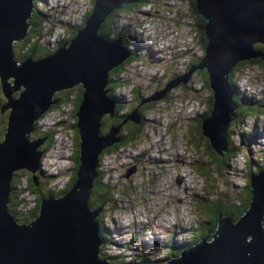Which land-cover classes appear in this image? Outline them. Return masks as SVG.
Listing matches in <instances>:
<instances>
[{"label":"water","instance_id":"water-1","mask_svg":"<svg viewBox=\"0 0 264 264\" xmlns=\"http://www.w3.org/2000/svg\"><path fill=\"white\" fill-rule=\"evenodd\" d=\"M136 1L94 0L67 44L40 58L28 56L16 62L12 42L26 35L33 0H0V96L5 98L0 111L7 110L0 140V264H109L98 256L101 237L95 218L101 205L90 208L88 198L98 155L120 140L119 125L100 133L101 118L111 116L115 107L107 94V73L129 52L119 38L107 40L96 32L111 10ZM194 9L204 17L207 42L200 59L177 77L187 79L196 69L207 70L212 107L200 123V132L221 156L236 109L226 74L238 60L257 56L254 42L264 43V0H194ZM258 54L263 57L264 51ZM174 79L144 101L163 97L179 84ZM75 85H80V95L74 124L78 133L74 179L57 197L37 200L33 219L18 224L6 210L10 178L16 170H27L29 182H45L47 174L34 171L42 154L37 149L46 135L32 140L28 135L34 121L56 102L53 93ZM126 118L139 120L134 111ZM250 180L249 202L240 216L233 220L217 214L213 232L165 264H264V170Z\"/></svg>","mask_w":264,"mask_h":264},{"label":"rangeland","instance_id":"rangeland-1","mask_svg":"<svg viewBox=\"0 0 264 264\" xmlns=\"http://www.w3.org/2000/svg\"><path fill=\"white\" fill-rule=\"evenodd\" d=\"M85 2L86 0H47L46 5L43 7L41 3H38L36 6L37 8H42L46 13L47 10H50L51 3L54 10L51 20L58 21L66 18V22H73V18L77 17V13L73 11L77 3ZM147 2L149 4L143 8L144 10L151 7L152 0H148ZM85 9L86 4H80V13H83ZM148 10L146 11L148 12ZM157 10H150V14L147 16H139L136 11L129 12L126 10H121L115 15L114 23L116 26L132 22L131 19L136 20L139 18L143 20L140 25L137 23L133 24L129 32L133 35L132 42L135 47L136 42L140 46V41L145 45H150L145 48L142 58L137 56L138 60L126 65L122 73L118 75V77L123 78L125 83L123 86L115 88L113 92L122 96L123 102H125L122 109H130L133 106V103L128 101L130 99V87L134 85L138 86L144 92L143 96L156 93L158 90L164 88L163 82L171 77L164 73L162 82H158L155 75L161 72L162 69L174 72V58L180 59L183 56L180 62L184 61L186 63L192 51L200 50L198 41L191 42L192 45L189 43L191 39L197 38L194 34L196 26L190 22L188 15L192 16L191 12L187 10V6H184L183 2H179L178 0H170L168 3L159 1L157 2ZM195 13H197L196 10ZM47 17H49L48 14ZM186 23H188L187 26L183 28ZM67 27L69 26L61 25L56 32L58 34H69L70 28L67 29ZM168 32L171 33L170 36ZM56 35L53 37H56ZM169 37H173L174 41H167ZM184 37L188 38V40H184ZM182 46L183 50L188 51L185 55L181 54ZM136 48L138 53H140V48ZM13 51L14 53L17 51L15 46L13 47ZM262 56L264 57V55ZM194 58L191 57L190 59ZM260 58L262 57L260 56ZM257 70L256 66H254L252 70L240 72L239 76L234 78V82L239 87L240 94L260 99L264 106V76H261ZM177 76L171 78H176L172 82L184 83L183 90L177 87L171 90V87L168 89L170 91L167 96L170 99L159 101L149 108L141 106L140 109H133L135 110L134 115L136 119L137 117L140 119V115L145 118L142 126L141 124L134 123L132 120V122L129 121L130 123L128 122L127 124L128 127H136L138 129L134 142L136 145H126L118 149L112 147V154L102 157L103 163L100 169L101 172L98 175L99 181L109 187L110 194L112 187L114 185L117 186L115 188L117 190L113 192L116 204L112 208L109 205L105 206L106 213L103 220L104 224L110 229V244L115 252L134 255V251L138 253L140 244L145 243L149 245L145 248V251L154 248V251L147 257L152 256V260L161 257L163 255L162 246L167 241L169 232H159L153 237L144 235L140 230L154 227L155 230H158V226L156 225H160L164 228H169L177 241H187L192 234L190 226L196 224L191 203L194 206L195 201L201 200V196L204 193V196L212 201L220 199L225 193H234L238 190V188L234 189V187H241L248 183L250 173L264 170L263 107L260 110L262 111L261 116L255 121L258 131L254 129L253 118H250L252 115L244 118V123L240 129L232 131L231 140L242 147V150L229 160L224 159L230 167L226 170H220V168L216 167L207 175L209 169V150L213 151V149L209 144H205V138L197 137L198 129L200 132V123L205 116L201 117V114L195 113L205 107L198 99L200 96L206 95L205 92L207 90L201 88V84L195 79V76L191 78L190 82L186 79H179L180 77ZM258 76L262 79H258ZM60 107L63 111L68 112L66 105H60ZM176 112L178 113L176 114ZM107 122L108 120L104 121L101 129L105 130L107 128ZM69 124L68 119L60 117L56 111L46 113L37 123L38 131L50 129L55 132L53 144L42 156L39 169L43 170L47 175L53 174L56 171L54 185H61V189L67 188L73 171L71 158L73 145L71 141L69 142ZM236 125L238 124L232 119L228 124L227 133ZM173 126L177 130V133L174 136L172 134L171 147L164 149L163 143H168L170 139V134L167 130ZM62 131H66L64 132L65 134ZM242 131H246L248 137L254 143L252 147H244ZM250 133L255 135L256 138L253 139ZM180 135H182L183 139L189 141L188 144L192 147L187 145V150L183 147L177 148L173 138L175 139ZM194 136L199 142L192 139ZM260 150H262L261 158H254L255 156H260ZM226 154L227 151L223 152L222 157ZM215 155L217 154L215 153ZM242 155H248L250 158L246 166L243 163ZM150 157L152 161L148 160ZM192 158L196 159L188 163ZM161 169H163V174L160 171ZM24 171V174L29 178V172ZM103 175L104 178L101 179L100 177ZM179 175H183L182 178ZM200 177L203 185L199 189ZM46 179L51 180L49 176ZM95 180L93 179L91 189L94 186ZM159 186L163 191L158 189ZM20 188L23 187L21 186ZM17 193L16 190L15 196H17ZM20 195L27 200H32L33 198L24 191L20 192ZM13 205L11 207L12 211L21 214L22 210L18 207L17 201ZM182 206L186 212L183 220L178 218V209L182 208ZM145 210L147 211L145 212ZM133 214H136L140 219L131 220L129 223H126V218H130ZM163 215L167 216V220L164 222L159 223V220H151L154 217L158 219ZM170 216L174 218L169 219L168 217ZM146 232H150V230ZM117 240L121 242L120 247L116 246ZM106 246H109V243Z\"/></svg>","mask_w":264,"mask_h":264},{"label":"trees","instance_id":"trees-1","mask_svg":"<svg viewBox=\"0 0 264 264\" xmlns=\"http://www.w3.org/2000/svg\"><path fill=\"white\" fill-rule=\"evenodd\" d=\"M40 1H44V0H40ZM92 1H94V0H89V3H91ZM147 1L148 0H137L136 2H133L131 4H122L118 8L113 9L104 18V20L102 21V23L100 24V26L96 32L97 35L102 36L107 40L119 38L120 40H122V43L126 46L128 52H129L128 58H126L120 65L110 69L108 71V75H107L108 81H107L106 89L108 90V95L110 97H112L113 100H115V102H116L115 107H114V111L112 114L114 116L116 123L112 124V125H108L105 130L100 128V133L105 134L109 126L115 127L116 125H119V130L116 134L117 137H120L119 144H122V143L128 144L129 143L130 145H134V142L136 140V135H137L138 129H136V127H128V125H127L128 122L131 121L130 119L126 118V116L129 114L130 111H135L133 109L138 108L140 103L146 102L147 104L145 106L151 107L159 101H165V99H170L167 97L169 95L170 90H167L166 92H164L163 97L156 98L153 100L144 101L146 98L150 97V95L143 96L144 92L142 90H140L138 86L134 85L133 87H130V89H129V93H130L129 98L130 99L128 100L131 103H133V106L130 109L129 108L122 109L125 105V102H123L122 96L115 94L113 92V90L115 88L121 87L124 85L125 82L123 81V78L118 77V75L120 73H122V70L124 69V66L126 65V63L128 61H130L131 59H134V57L137 56V54L135 52V50L137 48L134 45H132V38L127 33L126 26H125L126 24L116 26L114 23L115 22V15L120 10L128 11V10L136 9L138 7L144 8L147 5ZM35 2H36V0H33V7L31 10V13L27 19V22L29 24L28 28H27V34L21 40L13 42V44H12L13 58L16 62H22L28 56L31 58H37L40 56H44L45 54L51 53L54 50L53 47H58L60 45L67 44L69 42V40L72 38V36L74 35L75 31L83 25L87 15H89L90 10H91V9H86L85 12L80 16L78 22H76V23L66 22L67 25L73 26V28L69 27L70 33L69 34L62 33V34L56 35V38L54 39V43H52V48L48 49L47 46L41 41V38H40L41 22L44 20L45 14L35 6ZM184 3L187 5V9L190 10L191 15L193 17V24H195V26H196L194 28V34H195V36H197V38L192 40V42L194 43V42L198 41V44H199L201 50H204L206 42H207L206 33L204 32V26H205L204 18L200 14L195 13L194 0H185ZM136 23L138 25H140V21H137ZM14 46L17 49V51L15 53L13 51ZM128 46L133 47V49H131V48L129 49ZM252 48L258 49L260 52H263L264 51V43L256 41L252 44ZM48 50H49V52H48ZM199 59H200L199 56L195 57L194 59L188 58V64L186 65L185 71L189 68L190 65H192L193 63H196ZM254 66H256V68L258 69L257 72L261 76H264V74H263L264 73V59H263V57L260 59L248 58V59L238 60L226 74V80L229 84L231 91L233 92L232 93V99L236 103V109L234 111L235 117H234L233 121H235L238 124V125L232 127V129L229 131L230 134L232 133V131L240 129V127L244 123V118L246 116L254 115V114H256L257 116H261V114H262V111H260L264 107L263 104L261 103L262 100L243 96L235 88L234 82H232L234 80V78H237L239 76L240 72H242V71L244 72L246 70H252L254 68ZM193 76L196 77L195 79L198 82H200V84L203 87H206V89L209 91V94H210L208 98H204V99L199 100V102L201 104L205 105V107L203 108L204 113L201 115V117H204L209 113V111L212 107L211 90H210L208 83H207L208 82V73H207V70L205 68L196 69L188 75L187 80L191 81V78ZM173 77H175L174 73H173L171 78H173ZM258 79H262V78H260L258 76ZM184 86H185L184 83H179L176 86H173L171 88V90H174L175 87L183 90ZM65 89L66 90H60V91H56L53 93L52 98L55 99L56 102L54 104H51L49 106V108L47 109V111L43 112L34 121L33 129H34V126L36 125V122H39L45 116L46 113H50V112L52 113V112L56 111L60 117L68 119V121L70 122V124H69L70 135L72 136L71 144L73 145V147H72L73 152L71 155L72 162H73V167H72L73 171H72V174L70 177V183H71V181L74 179V173H75L74 170L76 168L78 133H77V129L74 126V123L76 122L75 112H76L77 106L79 104L80 85H75L71 88H65ZM12 96L13 97L15 96V92L12 93ZM4 102H5V98L3 97V95H1L0 96V106L3 105ZM60 105L61 106H65V105L68 106L69 111L68 112L63 111L61 109ZM177 113L178 112H176V114ZM6 116H7V111L5 112V114L0 111V138L2 137L4 125L6 122ZM141 118H142V121H141V123H139V125L140 124L143 125V123H144L145 118H143V117H141ZM107 120H108V118L106 115L104 117H102L101 118V125H103L104 121L106 122ZM167 131L170 132V130H167ZM64 132H66V131H62V133H64ZM54 133L55 132H53L52 130H47L44 132H38L37 127H35L33 133L30 136H34V138L39 139V138H42V136L44 134H48V142L46 143L45 146L41 147L43 152H45L52 145V139H53ZM242 134L244 137L243 141H242L244 147H246V148L252 147V145L254 143L248 137L246 131H242ZM250 135L253 139L256 138L255 135H252L251 133H250ZM197 137H204V136L201 134V135H198ZM29 138L31 139L32 137H29ZM192 139H195V136L192 137ZM205 139L207 140V138H205ZM195 140H197L199 142L198 139H195ZM206 140H205V143H207V145H208V142H207L208 140L207 141ZM116 146L117 145H115L114 147H116ZM109 148L110 147H107L104 150H108ZM241 150H242V147H240L234 141L229 140V139H228V145H227V150H226L227 154L224 157L215 155V153L210 149L209 150V156H208L209 169H208L207 175H209L211 173L212 169H214L216 167L220 168V170H226L228 167H230V165L228 164V162L224 161V159L229 160L230 158L234 157L236 154L240 153ZM261 155H262V150H260V156H258L256 158H261ZM242 159H243L244 165L246 166L247 161L250 160L249 156L248 155H245V156L242 155ZM244 171H245V169H244ZM18 173L24 174L25 171L24 170H16L13 173V175H12L13 177H11V181H10V188L11 189L16 188L15 185H18V180H17ZM255 173H250V176L255 174ZM199 175H202V174H199ZM48 176L49 175H47V177ZM49 177L53 178L54 176L50 175ZM243 179H244V177H243ZM200 181H199L200 182L199 189L203 185L201 177H200ZM44 183L45 182H42L41 187H43ZM70 183H69V185H70ZM27 187L33 193L32 194L31 192L27 191L28 195L32 196L33 197V198L31 197L32 200L36 201V203H37V200H39L43 197L44 198H47L48 196L56 197L57 194L65 191V190H60V191L38 190L37 188H34L31 184V182H29V181L27 182ZM93 188H95V189H93ZM93 188H92L93 190L91 189V192H90V195L88 198V205L90 206V208H95L99 205H101V207L104 208V206L106 204L110 205L112 208L114 205L113 204L114 202H113L112 195H110L109 187L102 184L100 181L98 182L97 180H95ZM237 188H238V190L236 192L225 193L223 196L220 197V199L213 200V201L208 200L204 196L205 195V193H204L203 196H201L202 197L201 200L195 201L194 206L191 203V208H192V212H193V216L195 218L196 224L194 226H190V229L192 231V235H191L190 239L187 241L175 242L172 238H170L168 242L163 244V247H165V248L167 247V249H168L167 254L165 256L157 257L153 260H147V256L152 251H154V248L150 249L149 251H145V248L148 247L149 245L142 243V244H140V249L138 250V253L136 255L138 262L145 263V264H155L157 262L167 260L171 257H175L181 249L189 246L190 244H193V243L199 241L200 239H203L204 237L208 236L211 232L214 231L217 214H221L223 216H230L233 220H235L247 208L249 198H250L249 181L246 185H242L241 187H234V189H237ZM20 189H21L20 192L22 193L24 191V189L23 188H20ZM24 192H26V191H24ZM46 195H48V196H46ZM109 195H110V197H109ZM232 197H233V199H231ZM11 199H13V197L10 196L8 202L11 201ZM35 207H36V204H35ZM8 210H10L9 205H8ZM34 211H35V209H34ZM33 215H34V212L27 215V218H30L31 216L33 217ZM103 216H104V209L95 218L96 222L98 224L99 235H100L101 240H102V245L100 247L101 249H102V246L106 242H108L109 235H110L109 229L103 223V220H104ZM101 249H100V257L102 258V260H106L107 262H109V264H126L123 257L120 256L119 254H108V253L103 254ZM129 263L134 264V259H130Z\"/></svg>","mask_w":264,"mask_h":264},{"label":"clouds","instance_id":"clouds-1","mask_svg":"<svg viewBox=\"0 0 264 264\" xmlns=\"http://www.w3.org/2000/svg\"><path fill=\"white\" fill-rule=\"evenodd\" d=\"M42 4V7L44 6V5H46V3H47V0H44V1H40V0H36V2H35V6L37 5V4ZM152 3V2H151ZM147 4H149L148 2H147ZM92 5H93V1L91 2V3H89V0H86V9H91V7H92ZM122 5V4H121ZM33 7V6H32ZM37 7V6H36ZM134 8V7H133ZM38 9H40L44 14H45V18H44V20L41 22V33H40V38H41V41L47 46V48L48 49H50V48H52V43H54V41L53 42H48V41H46L47 40V38L45 37V35L51 30V28H47L46 27V22H45V19H46V17H47V14L45 13V11L42 9V8H38ZM85 9V10H86ZM188 10V9H187ZM195 10V9H194ZM121 11V10H120ZM120 11H118V12H120ZM129 12H131V11H136L138 14H139V16H147L148 15V12L146 11V10H144L143 8H140V7H138V8H136V9H133V10H128ZM85 12V11H84ZM83 12V13H84ZM30 13H31V11H30ZM185 13H186V10H185ZM187 14V13H186ZM30 15V14H29ZM189 16V18H190V22L193 24V17L192 16H190V15H188ZM29 17V16H28ZM28 17H27V19H28ZM47 18H49V17H47ZM27 19H26V23L28 24V22H27ZM132 20V22H127V24L125 25L126 26V30H127V33H128V35L133 39V35L129 32V30H130V28H131V26L133 25V24H135L137 21H140V23L143 21V20H140L139 18H137L136 20H134V19H131ZM54 21V20H53ZM65 20H58V21H55V22H57L58 24H59V27L61 26V25H67L66 24V22H64ZM146 22V21H145ZM74 23V22H73ZM76 23V22H75ZM187 24L188 23H186L184 26H183V28H185V26H187ZM29 25V24H28ZM123 25V24H122ZM69 27H71V28H73V26L72 25H68ZM59 27H58V29H59ZM69 27H67V29L69 28ZM28 28V27H27ZM57 29V30H58ZM70 30V29H69ZM26 32H27V30H26ZM27 34V33H26ZM68 34V33H67ZM111 39V38H110ZM21 40V39H20ZM192 40H194V39H191L190 41H189V43L191 44V42H192ZM19 41V40H18ZM183 41V40H182ZM14 42H16V41H14ZM12 44H13V42H12ZM138 44V42H136V47H138V48H140V53H138V51H137V49L135 50V52H136V54H137V56H139L140 58H142L143 57V54H144V52H145V48L146 47H148V46H150V45H145V44H143L141 41H140V46L139 45H137ZM132 45H133V42H132ZM176 45V44H175ZM182 45H183V43H182ZM192 45V44H191ZM56 46V45H55ZM129 47V49L131 48V49H133V47H131V46H128ZM54 49L56 48V47H53ZM199 49H200V54L199 55H197V54H190V57L189 58H191V57H197V56H199V58L204 54V50H201V48H200V46H199ZM48 52H49V50H48ZM186 53H188V51L186 50H183V46H182V49H181V54L182 55H185ZM46 55V54H45ZM137 56L136 57H134V59H131L130 61H128L127 63H126V65H128V64H130V63H132V62H135L136 60H138L137 59ZM40 57H42V56H40ZM40 57H37V58H40ZM37 58H33V59H37ZM131 58V57H130ZM194 64V63H193ZM125 65V66H126ZM124 66V67H125ZM185 72V71H184ZM184 72H182V73H184ZM182 73H180V74H177V75H181ZM187 80V79H186ZM190 82V81H189ZM232 82H234V80L232 81ZM228 83V82H227ZM234 85H235V88L239 91V87L238 86H236V84H235V82H234ZM228 86H229V84H228ZM201 88H203L204 90H207L206 89V87H203L202 85H201ZM229 89H230V87H229ZM230 91H231V89H230ZM231 93H233L232 91H231ZM108 94V93H107ZM205 94L206 95H204V96H200L199 97V99H198V101L199 100H201V99H204V98H208L209 97V91L207 90V92H205ZM211 95H212V92H211ZM243 96H246V95H244L243 94ZM113 99V98H112ZM234 101V100H233ZM116 103V102H115ZM77 110V109H76ZM211 110V109H210ZM69 111V110H68ZM124 111V110H123ZM195 113H198V114H203L204 113V111H203V109H201V110H198V111H196ZM209 114V113H208ZM207 114V115H208ZM107 116H109L108 114H106ZM193 115V114H192ZM206 115V116H207ZM205 116V117H206ZM259 116H257L256 114H254V115H252L250 118H253V126H254V129L256 130V131H258V128H257V125L255 124V121H257V118H258ZM234 119V118H233ZM37 123L38 122H36V125L34 126V129H35V127H37ZM75 124V123H74ZM253 128V127H252ZM34 129H33V131H34ZM47 130H50V129H47ZM47 130H39L38 132H44V131H47ZM69 130H70V128H69ZM234 133H236V132H234ZM30 135V134H29ZM28 135V139L29 140H32V138L30 139L29 136ZM54 135H55V133H54ZM43 136H45V135H43ZM42 136V137H43ZM229 137V138H228ZM53 138H54V136H53ZM1 139V138H0ZM33 139H36V138H34L33 137ZM65 139H66V137H65ZM228 139L229 140H231V134L228 132V135H227V145H228ZM72 142V136L70 135V140H69V142ZM118 142V141H117ZM52 144H53V139H52ZM114 144V143H113ZM112 144V145H113ZM126 145H130L129 143L128 144H126V143H122V144H118L116 147H114L115 149H118V148H120V147H123V146H126ZM134 145H136L135 143H134ZM134 145H130V146H134ZM52 146V145H51ZM110 147V146H109ZM51 147H49V149H50ZM37 150H39V151H42V154H41V156H40V158H39V161H38V164H37V168L35 169V171L34 172H39V173H44L45 174V172L43 171V170H41V169H39V164H40V160H41V158H42V156L46 153V151L45 152H43V150L41 149V148H38ZM104 150V149H103ZM226 150H227V148H226ZM112 153H111V147L108 149V150H104L102 153H100V155H98V158H97V165H96V171H97V176L99 175V173L98 172H101L100 171V169H101V167H102V163H103V160H102V157H104V156H107V155H111ZM223 155V154H222ZM221 155V156H222ZM257 156H255L254 158H256ZM244 163V162H243ZM39 169V170H38ZM75 170H76V168H75ZM75 170H74V172H75ZM15 172V171H14ZM13 172V173H14ZM55 173H56V171L53 173V174H50V175H55ZM75 174V173H74ZM49 175V174H48ZM49 175V176H50ZM96 176V177H97ZM13 177V176H12ZM50 178V177H49ZM101 179L102 178H104V175L103 176H101L100 177ZM54 179H55V176L53 177V178H51V180H48V179H46L45 180V183L43 184V187H41L42 186V182H41V184H40V186H38L37 187V189L38 190H42V191H45V190H49V191H60V190H67L68 188H69V186L71 185V183H72V181H71V183H70V185L69 186H67V189H65V188H63V189H59V188H50V183L52 182V181H54ZM96 179V178H95ZM17 180H18V185H15L16 186V188H14V189H11L10 188V181H11V178H10V181H9V184H8V188H9V192L10 193H8V195H7V203H6V210H7V212L8 213H12V214H14V216H19L18 217V219H19V221H21V222H17L16 221V219L13 217V219H14V221L16 222V223H18V224H21V223H28L30 220H32L33 219V217L31 216L30 218H27V215H29V214H31L32 212H34V209H35V204H36V201H34V200H30V201H27V199L26 198H24V197H22L21 195H20V187L22 186L23 187V189H24V191H28V192H31L29 189H28V187H27V182L29 181V178L27 177V175L26 174H20V173H18V177H17ZM37 183V182H36ZM31 184H32V186H33V182H31ZM35 185V184H34ZM34 187V186H33ZM117 186H113L112 187V190H111V194L110 195H112V198H113V204H116L115 203V198L113 197V192H114V190H117V189H115ZM34 188H36V187H34ZM17 190V196H15V191ZM32 193V192H31ZM33 194V193H32ZM13 197V199H11V201H9L8 202V200H9V197ZM46 196H48V195H46ZM57 197V196H56ZM40 200V199H39ZM15 201H17V204H18V207H20V209L22 210V213L21 214H17V213H15V212H13L12 211V209H11V207H13L14 205H13V203L15 202ZM108 201V200H107ZM8 205H9V209L10 210H8ZM106 205H108V204H106ZM105 205V206H106ZM105 206H104V208H105ZM110 206V205H109ZM111 207V206H110ZM103 207H101V210H100V212L104 209ZM115 208V207H114ZM105 209H104V215H105ZM104 217V216H103ZM103 223H104V221H103ZM105 225V224H104ZM106 226V225H105ZM156 226H158L157 228H158V230H155V227L154 228H151V229H145V230H140L144 235H150V236H153V237H155L159 232H166V231H168L169 232V235H168V238H167V241L166 242H168L169 241V239L170 238H172L175 242H181V241H177V239H176V237H175V235L171 232V230H169V228H164V227H162V226H160V225H156ZM107 227V226H106ZM108 228V227H107ZM109 229V228H108ZM147 230H150V232H146ZM109 231H110V229H109ZM192 235V234H191ZM111 241H110V235H109V240H108V242H106L103 246H102V249L100 248L101 247V245H102V240H101V243H100V246H99V253H98V256L100 257V249L102 250V253L103 254H105V253H107L106 252V249H105V247H106V245L108 244V243H110ZM165 242V243H166ZM162 250H163V255L162 256H165L166 254H167V247L165 248V247H163L162 246ZM108 254H112V253H108ZM101 258V257H100ZM102 259V258H101ZM148 260V259H147ZM106 261V260H105ZM125 261V260H124ZM165 261L166 260H163V261H160V262H157V263H155V264H165ZM109 263V262H108ZM125 263L126 264H130L129 263V261H125ZM134 264H141L140 262H137V263H134Z\"/></svg>","mask_w":264,"mask_h":264},{"label":"built area","instance_id":"built-area-1","mask_svg":"<svg viewBox=\"0 0 264 264\" xmlns=\"http://www.w3.org/2000/svg\"><path fill=\"white\" fill-rule=\"evenodd\" d=\"M159 1H161V2H169L170 0H152V3H151V7L149 8V10H148V8H146V10H148V15L150 14L149 13V11L150 10H154V11H158L157 10V2H159ZM179 2H185V0H178ZM80 4H86V2L85 3H77V5H76V8L73 10L74 12H76L77 13V17L76 18H73V22L75 21V22H78V20H79V18H80V16L83 14V13H80ZM184 6H187L185 3H184ZM53 5L50 3V10H47V12H46V14H48V16H49V18H47L46 17V19H45V24H46V27L47 28H51V30L45 35V37L47 38V40L46 41H48V42H53L54 41V38H56V37H53L55 34H57L58 35V32H56V31H58L57 29H58V27H59V24L57 23V22H55V21H53V20H51V18H52V13H53ZM56 13H57V11H55ZM63 20H65L64 22H66V18H64ZM73 22H70V23H73ZM186 27V26H185ZM62 34V33H61ZM168 35L170 36L171 35V33H169L168 32ZM184 40H188V38H186V37H184ZM167 41H174V38L173 37H169L168 38V40ZM165 45H166V43H165ZM192 53L193 54H197V55H199L200 54V50L199 51H192ZM184 64H186V63H184ZM68 107V106H67ZM69 110V109H68ZM191 162V160L190 161H188V163H190ZM181 178H182V176L183 175H179ZM54 181H52L51 183H50V188H59V189H61L62 188V186L61 185H59V186H55L54 185ZM160 191H163V189L159 186V188H158ZM187 203V202H186ZM151 206V205H150ZM149 206V207H150ZM171 210H172V207H171ZM179 210V214H178V218H181L182 220L185 218V216H186V212H185V210H184V207L182 206V208H179L178 209ZM147 210H145V212H146ZM141 213V212H140ZM169 219H171V218H174L173 216H170V217H168ZM140 218H138L137 216H136V214H133V216H131L130 218H126V223H129L131 220H139ZM151 220H159V223H161V222H164L165 220H167V216L166 215H163V216H161L160 218H158V219H156L155 217L153 218V219H151ZM132 245V244H131ZM105 249H106V252L107 253H112V254H119L120 256H122L123 257V259L125 260V261H129L130 259H134V263H137L138 262V259L136 258V255H137V253L134 251V255H125V253L124 252H115L114 251V249L113 248H111V244L109 243V246H106L105 247ZM147 259L148 260H152V256L151 257H147Z\"/></svg>","mask_w":264,"mask_h":264},{"label":"flooded vegetation","instance_id":"flooded-vegetation-1","mask_svg":"<svg viewBox=\"0 0 264 264\" xmlns=\"http://www.w3.org/2000/svg\"><path fill=\"white\" fill-rule=\"evenodd\" d=\"M255 50V49H254ZM258 50V49H257ZM259 51V50H258ZM183 56H181V58H182ZM180 58V59H181ZM180 59H178V58H174L173 59V67H174V72L173 71H171V72H169V71H165L164 69H162L161 70V72H159L157 75H155V78H156V81H158V82H162V76H163V74L165 73V74H167L169 77H172V75H173V73L175 74V76L177 75V74H180V73H182V72H184L185 71V69H186V65L188 64V60L186 61V64H184V61H182V62H180ZM263 59H264V57H263ZM171 80V78L170 79H167L165 82H163V85L164 84H166L168 81H170ZM165 86V85H164ZM159 91V90H158ZM147 103L146 102H144V103H142L141 105H139L138 106V108L137 109H140L141 108V106H145ZM156 104V103H155ZM147 108H149V107H147ZM126 109V108H125ZM7 110H4L2 113H4L5 114V112H6ZM141 117H143L144 118V116H141L140 115V120H138V123L137 124H139L141 121H142V118ZM116 122H115V119H114V116L113 115H109V117H108V125H112V124H115ZM174 124V123H173ZM172 124V125H173ZM103 125H101V127H102ZM141 126H142V124H141ZM168 126V125H167ZM167 129V128H166ZM170 130V132H168L169 134H170V139H169V141H168V143H163V147H164V149H167V148H169V147H171V144H172V134H173V136H174V134H176L177 133V130L175 129V127L173 126L171 129H169ZM33 133V131L30 133V135ZM44 135H46V138L43 140V142L39 145V148H41V147H43V146H45L46 145V143L48 142V134H44ZM198 135H201V132H199V129H198ZM30 137H34V136H30ZM201 138H203L204 139V137H201ZM206 140V139H205ZM204 140V141H205ZM173 141H175V143H176V146H177V148H180V147H183L185 150H187L186 149V146L188 145V146H190V147H192L191 145H189L188 144V142L189 141H187V140H185V139H183V137H182V135H180L179 137H177V138H173ZM207 141V140H206ZM119 142L120 141H118V142H116V143H114L113 145H111L110 147L112 148V147H114L115 145H118L119 144ZM208 142V141H207ZM205 144H207V143H205ZM42 152V151H41ZM196 157V156H195ZM148 159V158H147ZM196 158H192V160H191V162L192 161H194ZM197 159H199L198 157H197ZM149 161H152V158L150 157L149 159H148ZM160 165V164H159ZM161 167H163L162 165H160ZM131 167V166H130ZM161 171V173L163 174L164 172H163V169H161L160 170ZM96 180L99 182V179H98V176L96 177ZM40 184H41V182H37L35 185L33 184V186L34 187H38V186H40ZM114 186H116V185H114ZM95 189V188H94ZM13 217L16 219V221L17 222H21V221H19V219H18V217L17 216H14V214H13Z\"/></svg>","mask_w":264,"mask_h":264},{"label":"bare ground","instance_id":"bare-ground-1","mask_svg":"<svg viewBox=\"0 0 264 264\" xmlns=\"http://www.w3.org/2000/svg\"><path fill=\"white\" fill-rule=\"evenodd\" d=\"M202 17H203V15H201ZM204 18V17H203ZM204 29H205V26H204ZM253 49V48H252ZM253 51H255L256 53H257V56L255 57V58H257V59H260V55L258 54L260 51H258L257 49H253ZM254 175V174H253ZM251 185V180L249 179V186ZM53 197V196H52ZM47 199H49L48 197H47ZM27 201H30V200H27ZM201 240V239H200ZM116 246L117 247H120L121 246V242L119 241V240H117L116 241Z\"/></svg>","mask_w":264,"mask_h":264}]
</instances>
